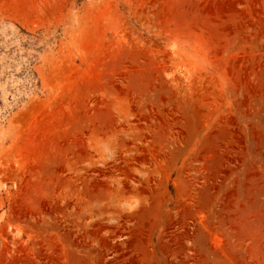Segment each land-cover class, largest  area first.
<instances>
[{
    "label": "rangeland",
    "instance_id": "rangeland-1",
    "mask_svg": "<svg viewBox=\"0 0 264 264\" xmlns=\"http://www.w3.org/2000/svg\"><path fill=\"white\" fill-rule=\"evenodd\" d=\"M0 264H264V0H0Z\"/></svg>",
    "mask_w": 264,
    "mask_h": 264
}]
</instances>
